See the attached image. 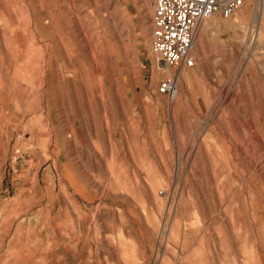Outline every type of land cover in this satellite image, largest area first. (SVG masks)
<instances>
[{
    "label": "rangeland",
    "instance_id": "374dc122",
    "mask_svg": "<svg viewBox=\"0 0 264 264\" xmlns=\"http://www.w3.org/2000/svg\"><path fill=\"white\" fill-rule=\"evenodd\" d=\"M261 1L189 81L153 0H0V264H264Z\"/></svg>",
    "mask_w": 264,
    "mask_h": 264
},
{
    "label": "built area",
    "instance_id": "2783aa9c",
    "mask_svg": "<svg viewBox=\"0 0 264 264\" xmlns=\"http://www.w3.org/2000/svg\"><path fill=\"white\" fill-rule=\"evenodd\" d=\"M152 52L168 69L193 67L191 50L199 28L214 14L228 19L244 6L245 0H153ZM158 92L174 96L173 77L163 80Z\"/></svg>",
    "mask_w": 264,
    "mask_h": 264
},
{
    "label": "crops",
    "instance_id": "0c3cea01",
    "mask_svg": "<svg viewBox=\"0 0 264 264\" xmlns=\"http://www.w3.org/2000/svg\"><path fill=\"white\" fill-rule=\"evenodd\" d=\"M246 1H249V0H245V2ZM216 15H219V14L217 13V14H214L213 16H216ZM202 27H200L197 32V35H196V38L194 40L193 47L191 50V56L193 58L194 64H193V67L189 68V72L186 73V76H189V81L194 79L197 75H202L203 69L205 67V64H204L205 58H204L202 51L200 49L198 51L194 49L196 40L198 44L199 42H201L199 44L200 46L202 44V41L205 40L204 37L207 35L209 31H214L215 29L218 30V28H215V27H204V26Z\"/></svg>",
    "mask_w": 264,
    "mask_h": 264
},
{
    "label": "bare ground",
    "instance_id": "6f19581e",
    "mask_svg": "<svg viewBox=\"0 0 264 264\" xmlns=\"http://www.w3.org/2000/svg\"><path fill=\"white\" fill-rule=\"evenodd\" d=\"M259 9H260V6H259ZM260 10H261V12H260L259 14H256V15H255L256 17L253 18V22H255V23L257 22V23L259 24V26L262 25V22H261V21L264 20V19H263V13H262L263 10H264V0L261 1V9H260ZM255 20H256V21H255ZM207 24H208V22H207ZM205 25H206V24H205ZM212 25H214V23H212ZM213 110H214V109H213ZM214 111H215V110H214ZM212 112H213V111H212ZM217 112H218V111H217ZM215 113H216V112H215ZM215 113H214V114H215ZM215 115H216V114H215ZM258 145H259V144H258ZM261 149H262V148H261ZM228 150H229V149H228ZM227 155H228V154H227ZM228 156H229V155H228ZM221 160H222V158H221ZM224 161H225V160H223V162H224Z\"/></svg>",
    "mask_w": 264,
    "mask_h": 264
}]
</instances>
